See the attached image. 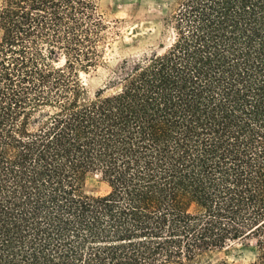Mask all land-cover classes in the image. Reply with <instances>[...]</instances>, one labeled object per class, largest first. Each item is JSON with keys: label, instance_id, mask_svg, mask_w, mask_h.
<instances>
[{"label": "trees", "instance_id": "1", "mask_svg": "<svg viewBox=\"0 0 264 264\" xmlns=\"http://www.w3.org/2000/svg\"><path fill=\"white\" fill-rule=\"evenodd\" d=\"M166 22L171 44L90 98L97 1L0 5V264H213L238 241L264 264V0Z\"/></svg>", "mask_w": 264, "mask_h": 264}, {"label": "rangeland", "instance_id": "2", "mask_svg": "<svg viewBox=\"0 0 264 264\" xmlns=\"http://www.w3.org/2000/svg\"><path fill=\"white\" fill-rule=\"evenodd\" d=\"M3 1L0 0V5ZM96 1L105 24L100 35V57L93 67L77 68L79 80L90 98L109 86L124 61L161 51L162 45L171 44L172 33L166 19L177 2V0ZM64 62V57H61L58 67L63 66ZM84 192L90 196H101L108 192V186L100 175L90 174L86 178ZM255 258L254 242L238 241L230 243L223 250L209 254L204 262L249 264Z\"/></svg>", "mask_w": 264, "mask_h": 264}]
</instances>
